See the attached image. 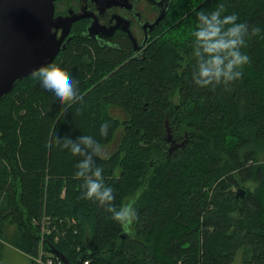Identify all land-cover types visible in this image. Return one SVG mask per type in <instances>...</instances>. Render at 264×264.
I'll list each match as a JSON object with an SVG mask.
<instances>
[{
	"label": "trees",
	"instance_id": "obj_1",
	"mask_svg": "<svg viewBox=\"0 0 264 264\" xmlns=\"http://www.w3.org/2000/svg\"><path fill=\"white\" fill-rule=\"evenodd\" d=\"M221 4L261 32L241 49L239 79L201 88L190 37L196 14ZM122 53H60L82 102L60 104L31 76L0 100V255L8 245L29 264L39 248L70 264H264V0H171L143 58ZM57 135L106 147L95 162L117 208L135 200L130 232L81 198L80 157L46 146Z\"/></svg>",
	"mask_w": 264,
	"mask_h": 264
},
{
	"label": "clouds",
	"instance_id": "obj_2",
	"mask_svg": "<svg viewBox=\"0 0 264 264\" xmlns=\"http://www.w3.org/2000/svg\"><path fill=\"white\" fill-rule=\"evenodd\" d=\"M225 7L219 5L211 12L200 11L196 14V27L191 33L192 54L196 60V69L192 81L201 88L224 85L239 79L243 67L249 63V57L241 51L246 47V40L260 34L259 27H249L247 23L237 22L235 14L223 15ZM31 77L39 81L40 86L53 93L60 104L82 102L76 85L68 72L55 63L42 65L33 69ZM111 123L105 121L100 125L101 137H107ZM52 143L62 150H68L73 156L80 157L76 163L75 179H82L81 198L93 201L104 207L111 214L110 218L118 223L123 231L130 232L138 220L134 207L135 200H129L117 208L113 201L115 196L111 187L104 185L103 168L95 162L96 158L107 160L109 153L104 145L90 135L73 139L71 136L57 135L46 146Z\"/></svg>",
	"mask_w": 264,
	"mask_h": 264
},
{
	"label": "flooded vegetation",
	"instance_id": "obj_3",
	"mask_svg": "<svg viewBox=\"0 0 264 264\" xmlns=\"http://www.w3.org/2000/svg\"><path fill=\"white\" fill-rule=\"evenodd\" d=\"M171 0H55L51 33L61 43L51 63L73 47L110 50L141 60L165 24ZM157 20V22H155Z\"/></svg>",
	"mask_w": 264,
	"mask_h": 264
},
{
	"label": "water",
	"instance_id": "obj_4",
	"mask_svg": "<svg viewBox=\"0 0 264 264\" xmlns=\"http://www.w3.org/2000/svg\"><path fill=\"white\" fill-rule=\"evenodd\" d=\"M55 0H0V100L33 69L48 65L61 43L51 33ZM116 4L119 0H101ZM157 22V20L155 21ZM236 194L242 198L243 190ZM62 264H70L58 251L50 248ZM85 254L74 264H82Z\"/></svg>",
	"mask_w": 264,
	"mask_h": 264
},
{
	"label": "rangeland",
	"instance_id": "obj_5",
	"mask_svg": "<svg viewBox=\"0 0 264 264\" xmlns=\"http://www.w3.org/2000/svg\"><path fill=\"white\" fill-rule=\"evenodd\" d=\"M176 95L173 96V98L171 99L172 103H175L176 100ZM245 188H248V190H252V188H254L255 184L252 182H246L243 185ZM127 199V198H126ZM124 201V203H126V200ZM7 230H12V226L8 227ZM2 241L3 238L1 237ZM5 243V242H4ZM3 246V245H1ZM2 253L0 255V264H29V261L26 259L27 257L25 255H23L22 253H20L19 251H17L16 249H14L11 246L8 245H4L2 247Z\"/></svg>",
	"mask_w": 264,
	"mask_h": 264
},
{
	"label": "built area",
	"instance_id": "obj_6",
	"mask_svg": "<svg viewBox=\"0 0 264 264\" xmlns=\"http://www.w3.org/2000/svg\"><path fill=\"white\" fill-rule=\"evenodd\" d=\"M56 238H54V240H56ZM42 255V252H41V249L39 248V251H38V255H37V262L40 263V264H62L57 258H53L51 259L50 257L51 256H45V255H42L43 256V260L42 262L40 261L39 257Z\"/></svg>",
	"mask_w": 264,
	"mask_h": 264
},
{
	"label": "crops",
	"instance_id": "obj_7",
	"mask_svg": "<svg viewBox=\"0 0 264 264\" xmlns=\"http://www.w3.org/2000/svg\"><path fill=\"white\" fill-rule=\"evenodd\" d=\"M3 251V250H2Z\"/></svg>",
	"mask_w": 264,
	"mask_h": 264
}]
</instances>
